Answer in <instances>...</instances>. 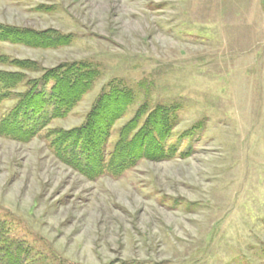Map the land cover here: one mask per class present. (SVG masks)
Masks as SVG:
<instances>
[{"label": "rangeland", "instance_id": "rangeland-1", "mask_svg": "<svg viewBox=\"0 0 264 264\" xmlns=\"http://www.w3.org/2000/svg\"><path fill=\"white\" fill-rule=\"evenodd\" d=\"M0 23L70 37L54 49L0 42L9 58L98 73L30 142L0 136V237L23 242L29 264H264V0H0ZM117 89L134 101L108 151L159 105L175 110L178 150L90 180L47 133L82 126ZM14 104L0 103V120Z\"/></svg>", "mask_w": 264, "mask_h": 264}, {"label": "trees", "instance_id": "trees-1", "mask_svg": "<svg viewBox=\"0 0 264 264\" xmlns=\"http://www.w3.org/2000/svg\"><path fill=\"white\" fill-rule=\"evenodd\" d=\"M0 42L54 49L68 45L70 37L52 30L39 32L0 23ZM0 67L15 69H0V103L15 102L0 120V136L22 143L36 138L51 121L65 118L91 90L98 75L85 63L42 69L35 61L11 59L2 53ZM28 73L41 76L30 79ZM20 87L25 89L19 91ZM133 101V93L124 89L102 94L82 126L47 133L54 155L90 180L103 174L120 175L138 161L174 158L178 149L168 145L175 111L172 106H156L147 117L146 107H141L119 130L117 142L108 151L112 129ZM5 236L0 237V264H29L28 247Z\"/></svg>", "mask_w": 264, "mask_h": 264}]
</instances>
